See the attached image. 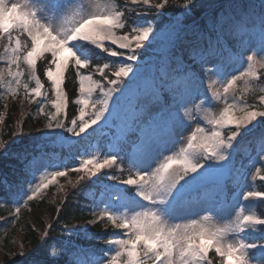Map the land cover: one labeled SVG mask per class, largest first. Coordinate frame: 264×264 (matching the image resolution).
Returning <instances> with one entry per match:
<instances>
[{"label":"snow or ice","instance_id":"snow-or-ice-1","mask_svg":"<svg viewBox=\"0 0 264 264\" xmlns=\"http://www.w3.org/2000/svg\"><path fill=\"white\" fill-rule=\"evenodd\" d=\"M168 6L169 0H123V3L120 0H104V3L90 0L92 10H86L76 0H0V47L3 48L0 52V64L3 65L0 67V88L13 98L23 89L26 99L41 105L38 111L49 121L46 128L66 129L75 137L106 119V114H112L113 104L117 106L121 98L131 101L130 110L142 96L141 103L149 112L150 106L161 102L174 109L170 113L168 134L179 137L184 146L174 154L154 158L152 142L138 138L132 142L133 151L128 153L130 170L127 178L108 177L119 185L133 188L134 193L126 197L127 188H117L112 193L116 197L115 204L93 213L95 219L90 223L106 218L114 229L119 230L104 242L106 259L103 264H212L210 252L220 258L219 264H252L251 250H259L264 262V218L251 210L246 211L254 205L243 203L264 202V191L240 193L243 202L237 204L233 217L226 221L221 222L219 214L216 217L209 214L202 220L194 219L183 224L173 222L174 215L183 210L186 186L202 178V170L211 167L209 162L218 166L227 162L238 137L264 125V83H261L258 72V68L264 69V48L246 57L235 54V62L246 65L238 75L229 71L225 64L216 65L202 96L192 97L204 64L208 62L207 49L200 48L199 44L192 47L191 65L185 66L183 61H178L180 67L176 71L183 89L173 87L167 81L158 85L145 81L143 86L137 84L133 87L128 81L138 71L134 67L138 50L154 32L150 21L139 23L138 20L147 12L155 10L159 14ZM172 6L182 17L191 16L196 8L194 0H183V3ZM254 8V5L234 0L227 5L229 14L221 4L219 9H211L200 23L193 22V36L216 35L219 42L225 29L243 31L248 28L250 9ZM130 16L133 17L131 24ZM176 23L179 25L182 21L177 19ZM259 24L264 33V0L260 3ZM120 32L123 34H118ZM21 36L27 39L22 41ZM40 59L47 62L44 76L55 95L51 103L56 111L50 116L45 113L43 105L48 97L37 74ZM197 63L198 69L192 66ZM70 66L78 78L79 96L75 103L79 105V116L71 120V126H66L58 117L68 104L62 85L64 73ZM32 82L34 86L30 87ZM238 82H242L243 87L238 86ZM257 92L258 105L247 103L245 95ZM221 102L224 107L216 114L214 103ZM189 103L192 104L191 110ZM194 121L200 123L185 137L184 130ZM257 139L260 158L264 160V132ZM123 150L121 147L120 151ZM7 154L20 160L31 174L34 157H30L27 145H16L15 140L11 144L0 140V156ZM119 160L116 151L103 156L95 153L82 156L79 167L64 166V170L45 171L38 182L35 177L29 182V189L25 192L27 199L23 203L35 199L68 171L82 172L84 175L79 179L90 180L103 169L119 168ZM253 178L264 181L260 169H256ZM19 204L18 201L17 214ZM214 219L217 222H212ZM43 236L46 237L47 232ZM51 254L55 255V252ZM46 256L47 253L37 256L34 264H49ZM72 264H85V261L76 259ZM92 264H100V261L94 260Z\"/></svg>","mask_w":264,"mask_h":264},{"label":"trees","instance_id":"trees-1","mask_svg":"<svg viewBox=\"0 0 264 264\" xmlns=\"http://www.w3.org/2000/svg\"><path fill=\"white\" fill-rule=\"evenodd\" d=\"M232 2L234 0H194L196 4L194 12L189 17L181 16L183 21L179 25L176 23L178 12L172 5L183 3V0H169V6L160 10L159 14L155 10H152L149 13H153L154 15L140 17L139 23L143 20L151 21L157 33L154 44L146 43L145 47L138 50L139 56L137 62L143 64L153 57L155 60H158V63L153 66L148 65V69L141 72L142 74L138 82L141 83L143 77H149L155 84L167 81L173 87L183 89V84L180 82L176 71L174 58L178 57V55L188 58L194 44L203 43L205 45L207 58L216 54L219 48L215 41L216 35L205 33L202 37L194 38L192 31L193 22L200 23L205 15L210 14L211 9H219L221 4H224L225 11L231 14L230 10L227 9V5ZM235 2L250 6L254 5L255 8L250 9V15H253L256 19L259 18L261 0H235ZM120 3H123V0H120ZM258 5L259 8H257ZM217 14L220 13L218 12ZM251 17L249 16V18ZM132 22L133 17L130 16L129 24ZM225 30L223 34L227 37V43L223 44L221 48L234 46L236 41L234 31L226 34ZM120 33L123 34L122 32ZM13 35L15 36L17 33H13ZM26 39V36H21L22 41ZM4 42H7L6 39ZM46 65L47 62L45 60L41 61L38 65L37 73L46 84H49L44 76ZM193 67L198 69L199 64L193 65ZM159 70H164L166 76H163ZM205 72L204 64V71L200 73V78L205 77ZM259 73L261 74V83H264V69ZM24 79H27V76ZM64 80L68 104L65 112L61 113L58 119L66 126H70L71 120L78 117L79 109V106L75 103V100L79 96L78 78L76 77L75 69L71 66L66 70ZM32 83H30V86H32ZM165 90L167 91V89ZM2 92L0 88V115L4 109V101L1 98ZM258 95V92L247 93L245 99L249 104L258 105ZM14 104L8 109L7 115L0 127V140L8 144H11L15 140L16 145H20L21 143L27 145L30 157L35 158L39 154H46L50 156L52 161H60L70 165L81 151H88L93 144H96L101 152L106 149L109 138L104 134L103 129L93 130L78 140L67 139L68 133L66 129H58L59 132L56 131L53 135L47 136L39 130L38 126L42 125V121H34L31 117H27L24 123L19 124L16 119L18 109ZM118 121L119 124H125L121 120ZM28 127L32 128V130L28 129ZM111 130L115 134V131ZM241 139L250 141L251 148L243 155H238L237 166L240 169L239 171H243L241 170V166H244L246 161L257 153L258 149V143H256L252 135H244L239 138V140ZM121 147L124 150L120 151L119 168L113 166V168L106 170L99 177H93L90 180H79L74 183L75 187L72 184L65 193H61L57 188H53L42 199L31 202V212L29 214L31 218L27 220V215L22 221H19V225L25 234V253L27 254L29 251H32L22 262L16 256L0 257V264H34L37 256L45 253H47L46 258L49 264H72L75 260L73 259L74 255L84 261L103 255L106 248L104 242L109 239L108 234L101 233L103 224L98 223L88 231H82V228L94 218L93 213L97 211V201L103 191V183L107 180L111 181L108 178L109 175H116L120 179H124L129 174L127 155L130 149L124 144H121ZM261 169L264 172V162ZM31 177L32 174L25 168L24 164L13 155L0 156V204L3 200L18 198L24 187V183ZM236 185L238 186L239 184ZM257 187L260 191H264V181H259ZM55 191L57 192L54 193ZM50 197H54V200ZM58 209L59 211H57ZM258 211L259 216L264 218V202L259 205ZM4 213L0 208V214L3 215ZM44 232H47L46 237L43 236ZM1 236L2 228L0 225V238ZM53 252H55V255L51 254ZM251 255L252 259L257 258L260 260V264H264L261 256L257 257L255 251ZM209 259L212 260V263H216V254L211 253Z\"/></svg>","mask_w":264,"mask_h":264},{"label":"rangeland","instance_id":"rangeland-1","mask_svg":"<svg viewBox=\"0 0 264 264\" xmlns=\"http://www.w3.org/2000/svg\"><path fill=\"white\" fill-rule=\"evenodd\" d=\"M13 2H16V0H13ZM76 2L78 4H83L86 10H92L89 7L90 0H76ZM98 2L104 3V0H98ZM250 16L252 17L249 19L250 23H248L247 29L243 31H234V35H237V41L235 43L234 48H237L238 50L237 53H241L244 57H246L249 54H252L253 51L259 52L260 49L264 48V33H262L261 31V27L259 24V18L256 19L254 18L253 15H250ZM176 18L183 21V18L181 16H177ZM143 22H140V23H143ZM253 22L255 24L254 27H253ZM225 32L226 34H230V32L232 31L225 30ZM156 33H157L156 29L154 28L152 37L150 38L149 41H146L145 43H149V44L153 43L156 38ZM143 47H145V45ZM200 48L202 47L200 46ZM227 50H228L227 55L225 54L223 56L222 55L212 56L208 59V62L205 63V70H206L205 77L203 79H199V82L196 84V90L192 93L193 98L197 94H200L202 96V94L206 90L207 85L209 83V76L211 75V71L214 70L216 65L225 64L226 66L229 67V71L237 75L239 74L240 71L244 70L246 65H242L239 62H235L236 53H233L234 51H232L231 49H227ZM2 51H3V48L0 47V52ZM114 59H118V58H114ZM178 61H182V60L181 59L176 60L177 66L179 68L180 64L178 63ZM146 62H149V63L146 64ZM156 63H158V60H155V58L153 57L145 61L143 64L135 61L134 67L138 71L136 72L135 75L130 77L128 83H131L133 86V83L136 81V85L139 84L140 82H138V80L141 77V74H142L141 72L147 70L148 65L153 66ZM2 66L3 65L0 64V67ZM259 70L260 69L258 68V71ZM159 71L163 74V76H166V73H164V70H159ZM96 78H99V77H96ZM212 78L215 79V77H212ZM143 84L142 82L140 83V85L142 86ZM33 86H34V82L32 83V86L30 87H33ZM238 86L243 87L242 82H238ZM43 90L46 92V95L48 97V99L44 101L43 106L45 108V113H47L50 116L51 114H54L56 111V109L52 106V103H51V101L55 100V95H54L52 87H49L48 89V86H44ZM2 91L3 92L1 94V98L5 103V109H4V115L2 116V120H0V127L2 126V123L4 121L8 108H10L12 104L15 103L14 106H17V109H18L16 112V119L19 124L24 123L27 117H31L32 120L34 121H42V125L41 126L39 125L38 127L40 131L45 133V135L50 136L56 133V131L59 132V130L55 128L53 129L46 128V124L49 121L46 115L39 113L38 108L41 105H37L36 103L30 102L29 99H26L23 89H20L19 93L16 95L15 98H13L10 95H7L4 89H2ZM64 92L66 93V91ZM37 99H40V98H37ZM142 100H144L143 96L137 99V101L132 105L131 110H130L131 101L128 98H121L118 101L117 106L115 105V103L113 104L112 114H106V119L101 120L97 125H94L93 128L89 129L86 133L82 134L79 137H82L85 134L95 129H98V128L107 130V134H108L109 127L111 128L113 126H116V124L119 126L118 120H121L122 122H124L126 120L130 121L131 119L134 118L136 121V127H137L135 131L137 132L138 138H144L152 142L151 154L154 158H159L162 155H171V154L178 152L179 149L184 145L180 142L179 137L169 136L168 134L169 133V122L171 119L170 113H172L174 109L171 108L170 104H165L161 102V104L159 105L150 106V112H149L145 110L144 105L141 103ZM223 107H224V104L222 102L214 103L213 111L216 114H218L223 109ZM188 108L189 110H191L192 108L191 103L188 104ZM115 122L116 124H114ZM153 122H156V124H158L156 126L157 128H155V125H152ZM53 123H55V121H53ZM198 123L200 122L194 121L188 126L187 129L184 130L185 137L187 135H190L191 132L195 130V127L197 126ZM201 126L207 127L206 125H203V124H201ZM123 127L124 126L122 125V129H124ZM28 129L32 130V128L30 127H28ZM115 129L116 131H119V129H117L116 127ZM261 132H264V125H258L254 132L249 133L255 136L256 143H258V149H257V153L252 155L246 161L244 166H241V170H243L244 172H243V177H242V185L240 189L236 190V192L231 194L227 201L226 199H223L222 201V199L220 198L222 194L220 190L222 188L218 191H214L212 190L211 187L210 188L208 187V185H210L211 183H214L216 181L218 182V180H224L225 177L229 174V170L232 168L236 155L244 153L248 149L251 148L250 141L248 142L247 140L240 141L239 140L240 137H238L237 141L234 144L232 155L227 162L219 166L211 164L210 168L206 167L204 170H202V178L186 186L184 190V194H183V210L179 211L178 213L174 215L173 222L183 224V223H188L194 219L202 220V217L204 215H209V214H211L213 217H216L217 214H219V219L221 222L226 221L228 218L233 217L234 212L237 210V207H236L237 204L243 202L239 194L244 191H249V190L256 191L255 182L257 181L258 178L256 179L253 178L255 176L256 169H260V175H264L261 172V168H262L261 163H263L264 160L260 158L259 140L257 139V137H259ZM68 135H69V138H72V139L79 138V137L72 136L71 133H68ZM138 138L136 141H138ZM113 151H116V149L113 143L109 141V143L107 144V149H106L105 154L111 153ZM95 153H98V150L96 148H93L92 152L81 153L80 156L77 158L78 162L72 164V168L79 167V161L82 156H87V155H91ZM128 164L130 166L129 157H128ZM64 166L65 165L63 163L61 164L60 162L52 163V159L50 158V156L46 154L38 155L32 161V165H31L32 178L28 182L25 183V188L23 192L21 193V195L18 198L10 199V200H3L1 202L0 204L1 211H4L7 214L6 216H3L2 214H0V225L2 228V236L0 238V257L16 256V258L20 259V262H22L31 253L32 250L29 251L27 254L25 253V238H24L25 234L19 225V221H22V219L26 217L27 215H28L26 218L27 220L28 218H31L29 215L31 212L29 201L26 204L23 203V200L27 199L25 192L29 189V182L33 181L34 177L36 178L35 182H38L39 176L45 171H51V170H56V169L64 170ZM153 167H155V164H153ZM104 170L105 169L101 170V172ZM132 171L134 172L135 169H132ZM101 172H99L98 174H100ZM82 175H84V173L82 172L68 171L66 176L58 177L56 183L49 185L48 189L43 190L39 195L36 196L35 199L31 201H37V200L42 199L53 188H57L58 190H60L61 193L67 192L68 187L76 183L77 181H79L80 180L79 178ZM63 178H66V179H63ZM69 181H71V183H69ZM61 186H63V190H61ZM103 187L105 188H104L103 194L100 195L99 197L96 213H99L106 206H112L113 204H115L116 197L112 195V193H114L117 188H121V187L127 188V191L128 189H133L129 186L119 185L118 182H113V181L104 182ZM56 192L57 191H55L54 193ZM133 193H134V189L132 190V193L130 194L126 192L125 196L126 197L131 196ZM50 198L54 200V197H50ZM18 201L20 202L19 214L15 212V208L17 206ZM125 202L126 201H121V203H125ZM243 203L247 205H254L250 209L246 208V211L251 210L257 214L256 208L259 204V201H255V202L248 201V202H243ZM120 210L125 211V209L123 208H121ZM93 219H95V216ZM98 221H102L104 223L102 232L111 233L110 234L111 238H112L113 232H119V230L114 229L112 227L111 223L108 222L106 218L105 220H98ZM212 222H217V221L214 219ZM105 224H107V227H105ZM93 225L94 224L92 223L85 225L82 228V231L90 230V228ZM73 258L76 260V257H73ZM105 259H106L105 256L102 258L94 257L92 259H88L87 261H85V264H92V261L94 260H98L100 261V264H103V261ZM219 261H220V258H219ZM252 264H258V260L252 261Z\"/></svg>","mask_w":264,"mask_h":264}]
</instances>
